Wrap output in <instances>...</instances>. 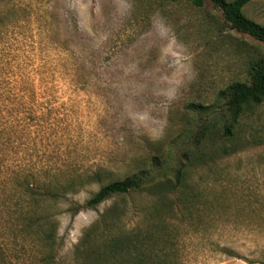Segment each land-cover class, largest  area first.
Masks as SVG:
<instances>
[{
    "label": "rangeland",
    "instance_id": "1",
    "mask_svg": "<svg viewBox=\"0 0 264 264\" xmlns=\"http://www.w3.org/2000/svg\"><path fill=\"white\" fill-rule=\"evenodd\" d=\"M242 11L264 25V0ZM262 55L211 0H0L1 176L105 171L56 204L51 264H122L109 241L163 216L175 218L174 245L163 246L173 264H264V143L221 156L229 141L213 134L175 188L167 176L202 126L219 130L218 91L248 82ZM244 121L247 138L264 130V100ZM148 174L155 180L84 206L101 185ZM9 222L0 219L2 264H31L37 252L15 244Z\"/></svg>",
    "mask_w": 264,
    "mask_h": 264
},
{
    "label": "trees",
    "instance_id": "2",
    "mask_svg": "<svg viewBox=\"0 0 264 264\" xmlns=\"http://www.w3.org/2000/svg\"><path fill=\"white\" fill-rule=\"evenodd\" d=\"M202 1L192 0L197 6H200ZM211 1L221 9L224 21L231 28L264 44V25L248 18L242 11L250 0ZM247 76L248 82L235 80L218 91V103L216 104L218 106L216 107L222 109L225 119L221 122L219 130H214L213 121L209 125L202 126L191 142L181 151L176 166L168 168L169 175L167 176L173 175L176 182L173 188L177 186L186 165H191L199 159L203 160V157L207 155L203 148L207 139H210L213 134L217 133L229 141L228 145L219 149L221 156L229 155L241 147L264 143V130L260 134L250 132V138L243 134L246 123L244 119L253 113V109L264 100V55L250 62ZM199 107L203 108L206 113L210 108L217 110L214 104L199 105ZM2 137L0 133V145ZM4 159L0 154V215L3 217L0 219L4 223L10 220L9 229L13 239L15 238L14 242H17L15 244H18L16 238H19L20 246H27L37 252V255L31 256L30 263L51 264L56 246L57 222L55 216L58 214L55 210L56 204L61 199H65L67 194L77 193L84 184L100 182L105 171L94 170L84 173L76 169H73L74 171L60 170L41 166L34 171L27 169L23 172L17 171L13 177L5 178V176H1ZM154 164L159 163L154 161ZM165 176V173L161 175L163 178H166ZM153 180L155 178L150 174L147 177L131 175L121 180H111L101 185L85 201L84 206L94 207L111 196L128 193ZM169 182L166 180L156 186L165 187V184ZM195 199L196 194H190L184 200L183 208L187 212L191 213L195 209ZM80 208V204L71 201L65 211L74 215ZM173 219L175 218L172 216H163L158 219L154 229L151 227L137 228L117 234L116 242L109 241L111 247L116 246V259L120 260L122 264H173L169 261L171 253L167 254L163 248L168 243L174 245ZM83 243L81 242L80 246L76 248L80 255ZM220 250L237 256L230 249L222 247ZM153 260H157V262L153 263ZM0 264H2L1 252Z\"/></svg>",
    "mask_w": 264,
    "mask_h": 264
}]
</instances>
